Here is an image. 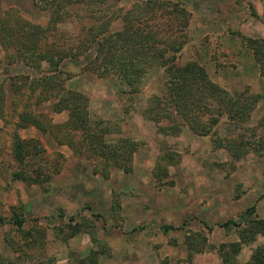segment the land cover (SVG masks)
I'll return each mask as SVG.
<instances>
[{
  "label": "rangeland",
  "instance_id": "374dc122",
  "mask_svg": "<svg viewBox=\"0 0 264 264\" xmlns=\"http://www.w3.org/2000/svg\"><path fill=\"white\" fill-rule=\"evenodd\" d=\"M130 1L103 3L101 12L111 16V28L119 24L118 8ZM178 1L189 13L180 60L200 62L211 80L228 92L247 88L260 93L235 130L237 138L259 151L231 157L218 143L229 132L224 123L202 134L181 122L173 132L166 130L165 120L148 117L147 100L162 82L159 66L130 93L121 90L115 74L98 75L81 69L77 60H64L63 67L73 73L65 86L87 95L91 117L108 125L105 138L112 143L124 138L133 145L130 156L121 160L124 166L102 162L86 146L75 149L33 124L16 127L12 110L21 105L19 94L5 84L0 113V264H220L219 244L237 235L233 227L217 221L236 218L251 204L256 215H264V77L253 73L258 62L243 38L264 37V0ZM77 12L82 15L78 19L60 22L64 31L74 33L79 21L88 19L80 6ZM0 15L43 24L48 12L33 0H0ZM62 35L48 33L46 39L61 43ZM11 49L6 55L0 45V80L5 82L9 75L34 73L19 61L5 62L12 57ZM20 90L28 94L27 84ZM48 105L44 101L35 108L45 111L52 123L66 118L65 110L51 111ZM14 130L37 145V153L25 155L26 162L37 163L15 158ZM35 165L43 179L24 181L22 175H31ZM203 216L205 220H197ZM191 231L198 233L193 236L201 250L187 247L185 236ZM260 240L256 236L243 244L234 256L236 264H243Z\"/></svg>",
  "mask_w": 264,
  "mask_h": 264
},
{
  "label": "trees",
  "instance_id": "16d2710c",
  "mask_svg": "<svg viewBox=\"0 0 264 264\" xmlns=\"http://www.w3.org/2000/svg\"><path fill=\"white\" fill-rule=\"evenodd\" d=\"M106 1L33 0L37 7L48 12L43 24L17 15H0V45L6 55L7 48H13L12 55L9 54L12 57L5 62L19 61L21 66L34 70L32 74L9 75L7 82L1 78L0 113L5 96L3 87L7 84L9 90L19 94L21 102L19 109L12 110L16 115V127L33 124L59 137L57 141L65 140L75 149L86 146L102 162L121 166L124 164L121 160L130 156L133 145L124 138L117 140L120 143L105 138L108 125L102 119L91 117L87 95L65 86V80L73 73L63 67L64 60H77L81 69L98 75L111 72L118 77L121 90L130 93L139 89L144 75L159 66L162 82L147 100L144 111L148 117L156 122L165 120L166 130L173 132L179 129L181 122L202 134L211 133L212 128H216L212 126L224 123L229 132L218 143L223 144L231 157L238 158L249 150H258L257 146H247L237 138L240 134L235 130L248 118L260 93L247 88L228 92L211 80L200 62L180 60L189 13L178 0H131L125 8H118L115 16L119 24L114 28L109 26L111 16L101 12ZM78 6L86 12L84 16L88 22L80 20L74 33L64 31L60 22L82 16L77 12ZM61 32V43L56 38L46 39L48 33L58 37ZM243 38L258 62L259 74L264 77V37ZM19 79L21 83H17ZM23 84L28 87L26 95L20 90ZM44 101L49 102L47 107L51 111L65 110L66 118L60 123L50 122L45 111L35 108ZM11 104L15 107V102ZM12 137L15 158L23 164L37 163L25 161L26 154L39 150L33 140L19 137L16 130ZM31 169L33 173L22 175L23 180L40 182L44 174L42 169L38 165ZM20 221L18 219L16 224ZM217 224L233 227L237 235L236 239L219 244L220 264H236L235 254L256 236H261V240L251 247L243 264H264V215H256L253 204L245 207L236 218H226ZM197 234L191 231L185 236L188 248L201 250L193 236L198 237Z\"/></svg>",
  "mask_w": 264,
  "mask_h": 264
},
{
  "label": "crops",
  "instance_id": "0c3cea01",
  "mask_svg": "<svg viewBox=\"0 0 264 264\" xmlns=\"http://www.w3.org/2000/svg\"><path fill=\"white\" fill-rule=\"evenodd\" d=\"M253 73L255 74V75H258L259 76V68H258V70H257V67L255 68V67H253ZM247 83H249V81L247 80L246 81ZM259 82H261V81H259ZM28 125H30V124H28ZM182 211H184V209L182 210ZM206 218L203 216V217H201V219H200V217H199V219H197V220H205ZM203 222V221H202ZM219 221H217V223H218Z\"/></svg>",
  "mask_w": 264,
  "mask_h": 264
}]
</instances>
